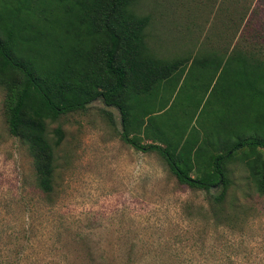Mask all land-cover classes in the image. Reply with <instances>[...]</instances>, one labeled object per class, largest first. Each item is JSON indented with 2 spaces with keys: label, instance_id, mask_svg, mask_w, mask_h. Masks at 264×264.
Returning <instances> with one entry per match:
<instances>
[{
  "label": "rangeland",
  "instance_id": "obj_1",
  "mask_svg": "<svg viewBox=\"0 0 264 264\" xmlns=\"http://www.w3.org/2000/svg\"><path fill=\"white\" fill-rule=\"evenodd\" d=\"M135 8L151 16L148 46L159 57L235 45L264 56V0H139ZM208 81L182 79L158 116L204 121L218 96ZM4 102L0 87V264H264V194L240 160L228 165L233 185L219 222L207 192L181 184L156 151L126 142L119 109L100 98L50 123L65 137L48 194L28 146L9 132Z\"/></svg>",
  "mask_w": 264,
  "mask_h": 264
},
{
  "label": "trees",
  "instance_id": "obj_2",
  "mask_svg": "<svg viewBox=\"0 0 264 264\" xmlns=\"http://www.w3.org/2000/svg\"><path fill=\"white\" fill-rule=\"evenodd\" d=\"M138 1L0 0L9 132L28 146L37 186L51 194L65 132L59 125L51 134L50 123L101 98L119 109L122 138L159 153L181 184L206 191L220 222L233 183L230 162L240 160L264 194V56L235 45L159 57L148 46L151 16L136 12ZM190 75L209 78L206 89L218 91L215 110L204 121L160 118ZM154 99L165 104L151 109Z\"/></svg>",
  "mask_w": 264,
  "mask_h": 264
}]
</instances>
